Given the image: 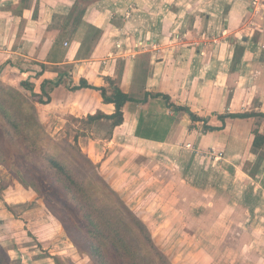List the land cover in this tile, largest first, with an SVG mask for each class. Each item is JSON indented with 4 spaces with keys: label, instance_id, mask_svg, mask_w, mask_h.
I'll list each match as a JSON object with an SVG mask.
<instances>
[{
    "label": "crops",
    "instance_id": "crops-1",
    "mask_svg": "<svg viewBox=\"0 0 264 264\" xmlns=\"http://www.w3.org/2000/svg\"><path fill=\"white\" fill-rule=\"evenodd\" d=\"M60 76L64 84L50 91L51 100L36 103L45 125L62 117L83 121L97 111H115L99 90H72L66 85L78 84L81 78L108 89L112 78L134 98L123 106L121 125L112 128L111 120L102 118L81 129L86 134L81 147L94 162H102L109 171L111 158L119 156L120 173L114 180L108 177L111 174L104 176L119 194L135 190V184L127 186L120 178H127L130 171L132 175L149 171L146 178H135L136 189L142 180H158L161 172L155 170L162 167L170 168L168 174L176 180V167L160 163L172 159L178 166L188 157L184 167L191 174L178 179L185 192L176 189L175 181L170 186L184 223L198 219L206 226L202 206L197 209L188 203L195 200L190 191L206 196L214 191L211 201L202 203L207 211H215L214 217L222 216L228 190L233 195L240 175L247 185L238 201H231L236 205L231 204V218L264 225V147L254 150L252 145L255 129L264 134V116H227L225 123L217 116L264 114V0L257 5L252 0H0L1 81L21 88V80L30 79L35 91L41 92L43 80ZM173 104L187 105L218 129L204 132L203 121L192 127L190 114ZM92 128L101 130L95 134ZM190 181L208 186L202 189ZM18 186L12 187L15 194L21 192ZM13 209L2 193L0 210L7 217L2 221L6 227L9 218L16 222V216L21 217ZM157 211L154 221L163 210ZM253 229L252 233L264 234L256 225ZM247 238L252 235L246 234Z\"/></svg>",
    "mask_w": 264,
    "mask_h": 264
},
{
    "label": "rangeland",
    "instance_id": "rangeland-1",
    "mask_svg": "<svg viewBox=\"0 0 264 264\" xmlns=\"http://www.w3.org/2000/svg\"><path fill=\"white\" fill-rule=\"evenodd\" d=\"M2 84H4V86L11 85L7 81ZM110 89L111 87L109 90ZM87 125V123L75 120L70 116L62 117L58 119L57 122H54L53 119L48 121L47 125L44 124L43 132L46 133L45 137L47 138L38 139V149L35 150L34 146L29 144V140H27L21 145L12 147L16 150L15 152H12L13 149L10 150L14 153L13 156H8L9 150L6 152V155L0 150V198L2 193H4L15 208L13 210H16L15 215H21V217L16 216V219H19L16 223L15 219H10L9 217L11 215L4 210L7 213L9 218L8 224L10 225V227H6L2 221H4L3 219H7V217L2 215V211L0 210V242L5 244V249L9 253V264H100V260L91 257L88 253L89 251L83 254L80 253L75 243H73L71 230L73 232L78 229L85 231L87 230L86 227H88L82 216V212L76 207V204L69 203L61 205L59 203V206L56 207L51 204V202L55 200V194H57L56 189H53L54 185L52 183L42 186V191L39 193L32 187H22L18 180L20 174L24 175L18 172L19 168L25 166L31 159H38L40 151L50 149L52 152H55L58 150L53 143L51 144L52 139L62 140L67 138L81 147L80 143H84L86 139V134H83L81 129L86 130L88 128ZM100 130L99 128H92L95 134ZM12 133L13 132H10L9 136L10 134L12 135ZM102 133L104 134V130L100 135H102ZM77 137H80L82 142H78L76 139ZM2 142L4 145L6 144V148H9V144H12L7 137ZM82 148L83 147H81V149ZM82 150L86 153L84 149ZM102 152H104L103 149L101 150V153ZM262 152L261 150V155ZM118 157L119 156H115L113 160L111 158L112 161L110 160L109 162V171H107L108 166H102V162H95L101 174H104V176L111 174L108 177L114 180L115 174L120 173V169L118 168ZM185 158L187 161L188 157ZM3 159H5V161H2ZM174 161L175 160L172 159L171 161L167 160L164 161V165L161 163L160 165H171L176 167L177 177L179 176V178L176 177V180H172V176L168 174L167 171L170 168L167 167L155 170V174L161 172L158 180H156L157 178L142 180V183L137 188L138 190L135 187L138 184V180L135 178H146V176L149 175L148 169H146V172L144 170L142 174L135 173L132 175V171H130L127 178L123 176L120 177L124 179L127 186L135 184L133 188L137 190V195L134 194L135 190L132 193L123 192L121 190L120 194L126 198L125 202L127 206H129L139 218L145 220L146 226L153 234V239L156 240L158 246L168 254L171 259V264H264V234L263 232L252 233L253 230H255L253 229L255 225L258 226V229H263V231L264 225L248 224L245 219L237 222L235 216L231 218L234 209L231 204L236 208L234 202L231 203V201L237 200V198L239 199V196L243 195V189L247 185L243 178L240 175L236 176L233 195L231 190H228V207L223 208V210H225L222 216L217 214V217H214L215 211H207V207L202 203L206 200L211 201V198L215 195L214 191L206 196V194L192 193L193 191L189 190L190 197H195V200L188 198L191 199L188 203L197 206V209L198 206H202L200 210L201 214L205 213L206 226L198 219H195V222L189 225L184 223L185 219L179 218L182 216L181 210L172 202L176 199H173L172 194L174 193V189H170V186L174 184L175 181L178 185L176 189L185 192L180 181L185 180L187 175L191 173H188V169L184 167L186 161L178 166H176ZM244 162L245 164L242 163V165L244 168H247L249 165L246 161ZM250 165L252 166L251 163ZM41 176L43 175L41 174ZM90 176H92L91 173ZM154 182H159V185L154 184ZM190 184L195 187L200 185L202 189L208 186L204 181H201L199 184L198 182L196 183V181H190ZM248 184L252 185L250 182ZM14 185H19L20 193L17 192L18 194H15L16 192H13L14 188L12 189V187ZM114 185L118 187V183L114 182ZM96 187V183H92L91 191L94 195L100 196L103 203L111 204L115 201V198L111 197L107 191L96 189ZM260 188L262 190V187ZM218 190L220 191V188H218ZM22 192L31 194L33 198L28 199L24 197L25 194L23 195ZM208 196H210V198L206 199ZM217 201L220 205L219 198H217ZM222 203L224 204V201ZM57 209L59 210L60 216H63L65 219L67 227H65L64 222H62L57 215L53 214L54 210L58 212ZM157 210L163 211L161 214L159 213L157 215L158 219L154 221L152 217L158 213ZM262 215V213L258 214V217ZM121 218L123 221H129L127 220V213ZM177 220H179V222H176ZM28 231L33 232L31 233L32 235H27ZM248 233L252 235L250 240H248V238L245 239ZM132 235L131 239L134 244H139V242L141 243L144 241L142 240L143 236L141 231H135ZM80 236L81 235L78 234L76 238L81 240ZM28 237L31 238L29 239ZM238 238H240V240ZM82 242V246L87 250L89 247L87 244L88 242L86 243L83 239ZM107 257L109 259L110 256L107 255ZM112 262H114V260H112ZM5 264H8V260H6ZM155 264L161 263L157 261Z\"/></svg>",
    "mask_w": 264,
    "mask_h": 264
},
{
    "label": "trees",
    "instance_id": "trees-1",
    "mask_svg": "<svg viewBox=\"0 0 264 264\" xmlns=\"http://www.w3.org/2000/svg\"><path fill=\"white\" fill-rule=\"evenodd\" d=\"M108 81L110 90L105 86L93 85L86 78H81L78 84H66L72 90H78L82 87L95 88L100 91L105 102L113 103L115 106L113 113L106 114L97 111L88 114L83 122L91 123L107 118L111 120L112 128L124 122L123 106L134 98L112 78H108ZM2 83L0 84V150L5 155L8 150L13 149L12 152H15V148L12 147L21 145L27 140H29V144L34 146L35 150L38 149V139L44 138L46 133L43 132L44 124L39 118L36 103L49 102L51 100L50 91L55 86L64 84V80L61 76L55 80H43L41 92L35 91L34 82L30 79L21 80V88L14 85L4 86ZM146 98L142 101H145ZM165 98L168 100L170 97L165 96ZM173 106L176 110H183L190 114L192 121H194L192 127L197 128V121H203L204 132L218 129L209 124L208 119L195 113L187 105L173 104ZM217 116L225 123L227 116L248 117L264 116V114L242 112L217 114ZM10 132L13 133L9 136ZM253 135V149L264 147V134L259 129H255ZM6 137L12 143L9 144V148H6V144L4 145L2 142ZM52 143L58 150L55 152L50 149L40 151L38 159H31L25 166L19 168L18 172L24 175L18 174V180L22 187H32L39 193L42 191V186L52 183L57 194H55V200L51 204L56 207L59 206V203L61 205L76 204L88 226L85 231L78 229L73 232L71 230L73 243L79 252L83 254L89 251L91 257L100 260V264H120V262L121 264H155L157 261H160L161 264H171L169 256L153 240L145 222L127 206L122 196L101 174L98 165L84 153L81 147L67 138L52 139ZM12 152L10 151L8 156H13L14 153ZM92 183H96V189L107 191L111 197L115 198V201L111 204L103 203L100 196L94 195L91 191ZM57 211L54 210L53 214L57 215L67 227L65 219L60 216L58 209ZM126 213L129 221L124 220V222L121 217H124ZM135 231H141L143 236L142 240L144 241L139 242V244H134L131 239L132 233ZM78 234L81 235V240L76 238ZM82 239L86 243L88 242L87 250L82 246ZM107 255L110 256L109 259ZM9 259L8 251L0 242V264H5L6 260L9 264Z\"/></svg>",
    "mask_w": 264,
    "mask_h": 264
},
{
    "label": "built area",
    "instance_id": "built-area-1",
    "mask_svg": "<svg viewBox=\"0 0 264 264\" xmlns=\"http://www.w3.org/2000/svg\"><path fill=\"white\" fill-rule=\"evenodd\" d=\"M259 2H260V0H252V3H253V4H256V5H257ZM67 44H68V42H65V45H67ZM220 154H221V153H220Z\"/></svg>",
    "mask_w": 264,
    "mask_h": 264
}]
</instances>
